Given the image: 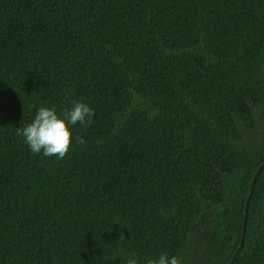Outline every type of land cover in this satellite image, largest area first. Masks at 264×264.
<instances>
[{"label":"trees","instance_id":"obj_1","mask_svg":"<svg viewBox=\"0 0 264 264\" xmlns=\"http://www.w3.org/2000/svg\"><path fill=\"white\" fill-rule=\"evenodd\" d=\"M73 101L33 153L17 128ZM164 252L264 264V0H0V264Z\"/></svg>","mask_w":264,"mask_h":264},{"label":"clouds","instance_id":"obj_2","mask_svg":"<svg viewBox=\"0 0 264 264\" xmlns=\"http://www.w3.org/2000/svg\"><path fill=\"white\" fill-rule=\"evenodd\" d=\"M95 115L94 110L86 103L73 101L72 108L66 110L63 116L57 114L55 107H40L32 122L23 128H17V135L24 138L25 143L33 153L45 156L63 158L72 144V130L69 125H86ZM76 142L83 145L85 140L77 136ZM127 264H138L133 257ZM146 264H180V259L164 252L158 258H149Z\"/></svg>","mask_w":264,"mask_h":264},{"label":"water","instance_id":"obj_3","mask_svg":"<svg viewBox=\"0 0 264 264\" xmlns=\"http://www.w3.org/2000/svg\"><path fill=\"white\" fill-rule=\"evenodd\" d=\"M261 168H262V166H261V167L259 168V170L256 172V174H255V176H254V178H253V180H252V183H251L250 194H249V196H248V198H247V202H246V206H245L246 212H245L244 226H245V223H246L247 209H248L249 202H250V199H251V197H252L253 190H254V184H255L256 178H257V176H258V174H259ZM244 233H245V231L243 230L242 240H241V247H242V245H243V241H244ZM241 247L235 252V254H234V258H235V257L238 255V253L242 250Z\"/></svg>","mask_w":264,"mask_h":264}]
</instances>
